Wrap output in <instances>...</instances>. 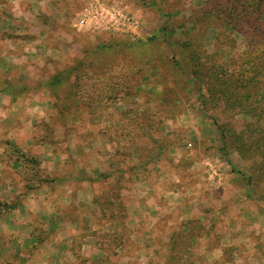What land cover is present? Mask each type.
<instances>
[{"label": "rangeland", "instance_id": "374dc122", "mask_svg": "<svg viewBox=\"0 0 264 264\" xmlns=\"http://www.w3.org/2000/svg\"><path fill=\"white\" fill-rule=\"evenodd\" d=\"M221 2L0 0V32L41 33L38 44L46 64L40 72L48 74V82L60 72L66 80L54 91L42 85L46 99L58 110L48 123L47 136L58 150H65V129L72 131L74 149L87 135L90 147L82 157L95 174L101 154L108 158L106 171L113 169L120 181L108 193L98 189L103 204L111 206V196L130 187L135 173L152 185L165 180L170 189L200 188L206 195L205 188H210L217 194L215 205L209 211L199 208L215 217V228L202 215L183 239V223H177L173 209L170 255L178 247L186 254L201 253L210 244L218 248L217 264H262L264 118L214 95L210 76H205L211 65L217 68L230 58L242 63L240 56L257 47L252 44L256 24L227 26ZM261 20L264 29V17ZM194 68L201 76L190 74ZM260 80L262 89L264 75ZM78 81L84 86L74 88ZM91 83L98 90L85 89ZM99 137L109 144L96 143ZM114 202L124 219V199ZM121 231L127 237L128 227ZM193 234L202 240L197 245L189 239ZM202 257L201 264H207ZM179 263L174 258L167 264Z\"/></svg>", "mask_w": 264, "mask_h": 264}, {"label": "crops", "instance_id": "0c3cea01", "mask_svg": "<svg viewBox=\"0 0 264 264\" xmlns=\"http://www.w3.org/2000/svg\"><path fill=\"white\" fill-rule=\"evenodd\" d=\"M41 37L39 32H0V264H167L174 258L179 264H201V256L217 264V246L190 254L178 247L170 255L169 237L173 209L177 223H183L180 237L186 239L192 221L210 214L199 206L209 211L216 192L205 188L208 193L202 195L197 186L170 189L159 179L149 185L146 176L135 173L130 187L119 189L111 196L113 204L105 205L98 189L108 193L120 181L113 169L106 171L108 158L101 154L95 174L82 157L90 147L87 135L74 149L68 129L66 149L56 148L47 136L58 110L43 92L48 74L40 72L46 64ZM97 142L109 144L104 137ZM119 197L126 204L124 219L114 202ZM207 220L214 229L215 217ZM122 226L128 227L127 237ZM189 239L194 245L202 241L195 234Z\"/></svg>", "mask_w": 264, "mask_h": 264}, {"label": "trees", "instance_id": "16d2710c", "mask_svg": "<svg viewBox=\"0 0 264 264\" xmlns=\"http://www.w3.org/2000/svg\"><path fill=\"white\" fill-rule=\"evenodd\" d=\"M222 1L218 7L219 10L225 12L223 19L227 26L236 29L238 23H245L254 25L253 32L255 37L252 44L257 47L251 52H247L240 56L242 63L238 65V61L233 57L228 62L223 63L222 66L213 65L207 68L205 76H210V86L214 90V95L218 93L225 96L227 101H231L234 105L238 103L245 110V113L255 117L264 118V87L260 88V76L264 75V29L261 27V19L264 17V0H220ZM195 49H192L194 51ZM191 54V52H190ZM212 55H206L211 58ZM243 56V57H242ZM203 65V64H201ZM238 66V67H237ZM232 67V68H231ZM73 69H69L66 72H71ZM62 72L57 74L54 79L50 80L47 85L53 91L62 85L66 80L62 79ZM190 74L193 77L201 76L197 69H193ZM202 75V79H203ZM204 76V77H205ZM85 83L80 84L78 81L74 88L83 87ZM88 91L98 90V88L92 87L91 84H87L86 88ZM232 106L231 108H235ZM259 122V121H258ZM262 123H259V125ZM264 124V122H263ZM147 160H145L146 162Z\"/></svg>", "mask_w": 264, "mask_h": 264}, {"label": "built area", "instance_id": "2783aa9c", "mask_svg": "<svg viewBox=\"0 0 264 264\" xmlns=\"http://www.w3.org/2000/svg\"><path fill=\"white\" fill-rule=\"evenodd\" d=\"M124 19H126L130 25H132V26L134 25L135 26V21L133 19L128 18V17H126Z\"/></svg>", "mask_w": 264, "mask_h": 264}]
</instances>
